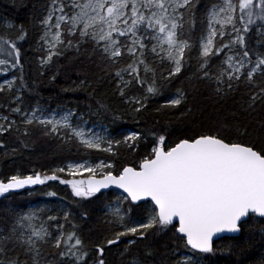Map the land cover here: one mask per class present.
<instances>
[{"label": "snow or ice", "instance_id": "6c2138e0", "mask_svg": "<svg viewBox=\"0 0 264 264\" xmlns=\"http://www.w3.org/2000/svg\"><path fill=\"white\" fill-rule=\"evenodd\" d=\"M197 4L198 0H51L47 15L40 21L46 54L39 64L49 65L68 49L79 51L81 44L90 43L106 66L115 70L118 95L139 113L147 108L149 98L161 95L165 82L182 73L192 49L198 47V72L201 78L215 82L217 95L227 96L243 84L249 89L248 108L264 105V52L253 46L255 36V44L264 47V0H219L206 13V27L197 38L198 44L193 43L192 35L198 20ZM14 27L8 24L5 31ZM17 31L15 39L0 35V74L5 75L0 93L12 94L8 115L0 114V134L23 128V134L28 135L30 126H38L63 143L77 142L86 152L116 155L114 148L121 144L133 150L138 147L141 133L132 132L122 141L111 139L75 122L77 113L71 109L46 112L37 104L26 110L24 92L29 89L22 47L27 31L22 25ZM149 56L155 60L149 62ZM221 56L213 70L211 61ZM125 57L129 62L122 65ZM155 61L170 65L167 75L157 76L152 66ZM8 73H13L11 79ZM84 84L81 81L80 86ZM136 88L142 94L128 95ZM186 102L187 94L177 89L164 106L178 107ZM99 108L111 111L104 104ZM17 115L19 125L13 118ZM247 134L245 129L238 136ZM152 135L155 139L150 152L119 169L112 162L83 159L67 162L51 174L34 172L0 179V197L47 181L70 186L72 195L80 200L99 198L112 187L122 190L109 206L110 235L91 247L81 238L76 224L66 231L60 223V219L70 222L68 209L47 220L41 219L42 210L23 214L13 210L12 222L0 229V264H106V248L118 245L122 238H127L123 253L127 254L138 241L161 234L172 244L170 255L165 254L158 264H205L209 256L218 253L214 238L238 241L219 250L236 257L230 264H264V251H254V234L244 236L249 221H264V141L232 138L219 128L201 130L174 143L165 135ZM4 146L0 140V148ZM57 173L71 178L61 179ZM85 173L86 178L77 179ZM141 201H150L153 207L146 209V221H133L131 209L124 205ZM224 233L235 235H220ZM259 234L264 240V226ZM260 248L264 249V243ZM153 256L154 248L149 245L143 258L132 257L129 264H148Z\"/></svg>", "mask_w": 264, "mask_h": 264}, {"label": "trees", "instance_id": "16d2710c", "mask_svg": "<svg viewBox=\"0 0 264 264\" xmlns=\"http://www.w3.org/2000/svg\"><path fill=\"white\" fill-rule=\"evenodd\" d=\"M51 0H0V25L5 30L7 24L14 25L12 30L0 35L15 39L17 29L22 25L27 31V37L23 42L22 62L24 63V79L28 89L24 92V104L33 105L42 103L49 106H67L78 114L86 116L91 122H100L122 139L128 130L141 133L142 139L136 150L125 147L123 144L117 147V154L112 155L103 151H85L79 144L73 141L71 144L63 143L59 137L50 136L38 126H30L28 135L23 134V128L12 131L10 134H0V140L4 147L0 148V179H5L18 173L29 175L32 172L51 173L55 166L63 165L67 160L89 158L96 160L105 158L114 162L117 169L128 164H135L144 155L150 152L154 146L155 137L152 133L165 135L168 142H178L181 138H187L194 133L210 128H219L224 135L232 138L247 139L254 142L264 141V105L257 104L255 110L248 108L249 89L247 85H241L236 91L227 96L217 95L216 84L212 80L203 79L198 72L197 55L198 47L192 49V55L185 65L182 73L165 82L166 86L161 89V95L151 97L147 101V108L137 113L132 107L124 102L115 87L114 69L108 68L102 61L100 53L93 51L90 43L81 44L79 51L68 49L59 57L46 66L39 64V58L44 56V51L39 48V39L43 32L40 21L48 8ZM213 0H198L196 7L197 24L193 35L201 34L206 24L204 16L212 5ZM253 46L264 52V47L255 44ZM196 43L197 42H193ZM220 58L211 61L213 70L220 63ZM149 62L154 61L152 56ZM125 57L121 64L127 63ZM157 76L161 73L167 75L169 67L155 61ZM9 74V73H8ZM7 74V75H8ZM5 76L0 74V78ZM53 77H55L53 79ZM81 81L85 84L81 87ZM177 89H183L187 94V102L178 107H165L167 99L176 93ZM139 88L133 89L128 95H140ZM12 95V94H11ZM9 100L7 93H0V101L4 104ZM101 104L107 105L111 111L105 112L100 109ZM99 109V110H98ZM5 113L8 110L3 109ZM19 120V116H16ZM20 121V120H19ZM247 130V136H238ZM61 179H70L61 173H57ZM36 193L29 194L28 189L18 193L5 195L0 199V229L9 225L11 213H20L26 210L28 203L45 201L40 204L38 210H42L44 217L60 216L62 209L71 211L70 222L65 223L60 219L66 231L71 230V224H76L81 238L91 247L99 242L104 236L110 235V225L107 221L110 217L103 212V207L117 198L118 192H105L99 198L80 200L75 198L70 186L61 184L59 181H47L43 186H36ZM56 193L50 196L49 193ZM64 203L61 209V203ZM144 202L137 205L130 204L132 216L146 217L147 205ZM60 208V209H59ZM86 214V218H82ZM53 228L55 224H52ZM264 226V221L253 219L244 227V236L253 233L255 236L254 251L259 254L264 249L260 244L264 243L259 230ZM119 230V229H118ZM238 241L219 239L214 243L218 249L216 256H209L205 264H230L235 256H229L227 252H221ZM172 241L163 234L144 241H138L132 246L127 254L124 249L127 238L121 242L106 248V264H129L132 257L140 256L149 245L154 248L153 258L148 264H158L168 253ZM50 253L55 250L49 248ZM94 256V252H90ZM170 255V254H169ZM173 261L176 257L171 258ZM91 264V261H90ZM253 264V261H249Z\"/></svg>", "mask_w": 264, "mask_h": 264}, {"label": "rangeland", "instance_id": "374dc122", "mask_svg": "<svg viewBox=\"0 0 264 264\" xmlns=\"http://www.w3.org/2000/svg\"><path fill=\"white\" fill-rule=\"evenodd\" d=\"M219 2V0H213V3H212V5L213 4H216V3H218ZM51 3V2H50ZM50 5V4H49ZM212 5L209 7V9L212 7ZM48 8H49V6H48ZM48 8L46 9V12L44 13V16H46L47 15V11H48ZM208 9V10H209ZM207 10V11H208ZM207 13V12H206ZM43 16V17H44ZM206 16V15H205ZM205 16H204V22H205V24H206V20H205ZM10 24V23H9ZM8 25V24H7ZM206 27V26H205ZM6 33V31L5 30H3L2 28H1V25H0V34H2V33ZM43 32H44V28H43ZM43 32H42V35H43ZM41 35V36H42ZM193 35V34H192ZM199 37V35L198 36H195V35H193V42L195 41V42H197V44H198V40H197V38ZM41 38V37H40ZM39 48H41L42 50H43V48H42V42H41V39H39V46H38ZM44 51V50H43ZM44 53H45V51H44ZM46 54V53H45ZM44 54V55H45ZM40 59V58H39ZM153 59L155 60V58L153 57ZM158 62V61H157ZM165 64H167V66L168 67H170V65L168 64V63H165ZM12 75H13V73H9L8 75H7V78H9V79H11L12 78ZM5 78V76H3V77H1L0 78V81H2L3 79ZM8 94V97H9V100H8V102L7 103H2L1 101H0V114H3V115H8V113H5L4 111H3V109H5V110H8V106H9V103H10V101L12 100V95L11 94H9V93H7ZM175 95H176V93L175 94H173L172 96H170L167 100H169V99H171V98H174L175 97ZM131 96H136V95H131ZM39 106H41L42 108H44L45 110H46V112H52V111H56L57 113H62L64 110H68V109H71V110H73V111H75L74 109H72V108H70V107H67V106H63V105H60V106H49V105H45V104H42V103H37ZM37 104H33V105H28V104H24L23 105V107L27 110V109H30V108H33V107H36L37 106ZM12 106H15V105H12ZM76 112V111H75ZM18 116V115H17ZM14 119H16V121H17V124L19 125V123H20V121L16 118V116H14L13 117ZM75 122H77V123H82V126H85L86 128L87 127H91V128H94L97 132H100L101 134H107V135H109V137L111 138V139H114V140H123V138L125 137V136H128V135H130L131 133H132V131L131 130H128L126 133H125V135H124V137L122 138V139H119V138H117L116 137V135L114 134V133H112L109 129H108V127L106 126V125H103L102 123H100V122H91V120H89L86 116H84V115H82V114H78L77 113V117H76V121ZM22 129V128H21ZM104 129H107L108 131H107V133H105L103 130ZM55 136V135H54ZM121 146V145H120ZM137 148V147H136ZM136 148H135V150H136ZM114 151L115 152H117V148H114ZM83 159H88V160H90L92 163H97V162H99L100 160H103V161H105L106 163L107 162H112L113 164H114V162L113 161H111V160H106L105 158H98V159H96V160H92V159H89V158H83ZM83 159H74V160H72V159H70V160H67L65 163H67V162H79V161H82ZM65 163L63 164V165H59V166H55L53 169H56V168H59V167H63L64 165H65ZM52 169V170H53ZM37 172V171H36ZM34 172H32L31 174H33ZM39 173H41V175H45V174H51L52 173V171H51V173H47V172H44V171H42V172H39ZM18 174H20V173H18ZM20 175H22V174H20ZM63 175H65V176H67L66 174H63ZM87 177V173H85V176L84 177H77V179H80V178H86ZM71 178V177H70ZM36 186L37 185H32V186H26L24 189H20V190H14L13 192H11V193H9V194H6L7 196L8 195H10V194H13V193H18V192H21V191H23V190H25V189H28V191H29V194H35L36 193ZM121 195V193L120 192H118V195H117V197L118 196H120ZM116 200H117V198L116 199H114V201H111V203H107L106 205H105V207H103V212L105 213L106 212V214L108 215V211H109V206L110 205H114L115 204V202H116ZM40 204H45V201H38V203L37 202H34V203H32V202H30V203H28V205H26L25 207L27 208L25 211L24 210H21V214H23V213H25V212H27V211H29V210H38L39 209V205ZM64 205V203L62 202L61 203V209L63 208L62 206ZM134 205V204H133ZM65 206V205H64ZM124 207L125 208H130L131 209V211H130V217H131V219L133 220V221H138V222H144V221H146V218H147V211H146V217L145 218H139V217H137V216H132L131 214H132V208H131V206H130V204H128V203H125V205H124ZM153 207V205L152 204H148L147 205V210H151V208ZM38 208V209H37ZM60 209V208H59ZM49 216V215H48ZM47 216V217H48ZM109 216V215H108ZM47 217H44V213L42 212V215H41V219L42 220H47ZM110 217V216H109Z\"/></svg>", "mask_w": 264, "mask_h": 264}, {"label": "water", "instance_id": "95a60500", "mask_svg": "<svg viewBox=\"0 0 264 264\" xmlns=\"http://www.w3.org/2000/svg\"><path fill=\"white\" fill-rule=\"evenodd\" d=\"M112 190H115V191H118V192L122 193V190H120V189H118V188H115V187H112V188L106 190L105 192H109V191H112ZM0 199H1V197H0ZM141 202H144V201H141ZM141 202H135V203H133V204H140ZM220 235H221V236H230V235H235V234L224 233V234H220ZM217 240H219V239L214 238V243H215Z\"/></svg>", "mask_w": 264, "mask_h": 264}, {"label": "flooded vegetation", "instance_id": "af4514ba", "mask_svg": "<svg viewBox=\"0 0 264 264\" xmlns=\"http://www.w3.org/2000/svg\"><path fill=\"white\" fill-rule=\"evenodd\" d=\"M40 186H43V185H40Z\"/></svg>", "mask_w": 264, "mask_h": 264}]
</instances>
